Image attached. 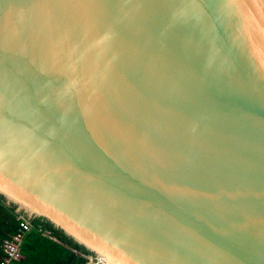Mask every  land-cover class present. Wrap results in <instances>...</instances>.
Masks as SVG:
<instances>
[{"label": "water", "instance_id": "95a60500", "mask_svg": "<svg viewBox=\"0 0 264 264\" xmlns=\"http://www.w3.org/2000/svg\"><path fill=\"white\" fill-rule=\"evenodd\" d=\"M0 194L102 264H264V0H0Z\"/></svg>", "mask_w": 264, "mask_h": 264}, {"label": "trees", "instance_id": "16d2710c", "mask_svg": "<svg viewBox=\"0 0 264 264\" xmlns=\"http://www.w3.org/2000/svg\"><path fill=\"white\" fill-rule=\"evenodd\" d=\"M17 207L0 194V259L4 254L3 241L18 230L20 219H28L32 228L22 242L18 264H86L89 256L95 254L47 218L29 217L18 212Z\"/></svg>", "mask_w": 264, "mask_h": 264}, {"label": "built area", "instance_id": "2783aa9c", "mask_svg": "<svg viewBox=\"0 0 264 264\" xmlns=\"http://www.w3.org/2000/svg\"><path fill=\"white\" fill-rule=\"evenodd\" d=\"M32 225L28 219H20L18 230L4 239L2 248L3 256L0 264H18L21 259V245ZM49 232L48 230H45ZM90 260L86 264H102L105 258L103 256L90 255Z\"/></svg>", "mask_w": 264, "mask_h": 264}]
</instances>
